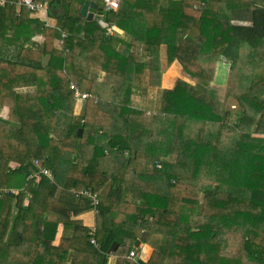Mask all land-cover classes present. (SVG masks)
Returning a JSON list of instances; mask_svg holds the SVG:
<instances>
[{
  "label": "trees",
  "instance_id": "1",
  "mask_svg": "<svg viewBox=\"0 0 264 264\" xmlns=\"http://www.w3.org/2000/svg\"><path fill=\"white\" fill-rule=\"evenodd\" d=\"M39 1L54 27L16 0L0 5V264H264V0H120L115 11L95 0L102 14L91 20L87 0ZM69 52L88 53V66ZM201 54L228 62L227 83L204 75ZM249 57L260 66L240 90ZM167 69L180 74L163 88ZM107 74L124 79L114 100L75 96L72 83L90 92ZM230 98L259 117L219 114ZM106 156L117 170L99 167ZM34 160L53 180L36 176ZM86 189L98 213L72 193ZM137 239L152 249L146 260L129 256Z\"/></svg>",
  "mask_w": 264,
  "mask_h": 264
},
{
  "label": "rangeland",
  "instance_id": "2",
  "mask_svg": "<svg viewBox=\"0 0 264 264\" xmlns=\"http://www.w3.org/2000/svg\"><path fill=\"white\" fill-rule=\"evenodd\" d=\"M256 20H257V27H260V26H264V13L263 12H260L258 11L257 14H256ZM133 34V33H132ZM36 37H39V35H35ZM136 38H138V35L137 33L135 34ZM139 43H142L145 41V36L143 39L139 38L138 39ZM4 43V38H3V32L0 30V46ZM60 45V44H59ZM123 53L125 55H127L129 53V50H125L123 49ZM210 55H214V54H210ZM66 57V56H65ZM72 55H68L66 57L67 60L71 61L72 63H76L75 61H73L71 59ZM83 60H85L84 57H81ZM247 61V64L244 66V71L245 73L243 74V76L241 77L240 81H239V87H240V90H242L244 88V86L246 84H248V81L250 80V74H251V68L253 66V68H256L257 66H260V63L258 62H255L254 59H251L250 57L248 59H245ZM4 64H0V66H3ZM219 65V64H218ZM218 68V66H217ZM177 73L180 74V71L179 70H175V69H170L166 71L165 73V78H164V81H163V88H166V87H169L171 86L176 78H177ZM113 75V74H112ZM116 77H118L119 75H115ZM121 77V76H120ZM227 82H228V79H227ZM226 82V83H227ZM95 84L93 85L92 87V90L90 92H88L90 95H92L94 97V99H103L104 100H114L115 97L117 96V93H118V88L120 87H116V85H113L112 87H108L106 86L105 83L107 82H98V81H95L94 82ZM120 86V85H119ZM163 88L161 89H157L154 91V93L152 94V98H151V102H153L154 104H156L157 106L160 105L161 103V100H162V91H163ZM99 91V93H98ZM100 92H104L103 94H101ZM101 94V95H100ZM114 94H115V97H114ZM101 96V97H100ZM82 101H85V100H82ZM227 103V102H226ZM247 113V112H246ZM223 114V113H222ZM235 116V112H230V118H232V116ZM232 121V119H231ZM172 144V143H171ZM84 146V145H83ZM170 149H171V146H170ZM176 153V152H175ZM83 155V159L85 158H90L92 156V154L89 156L87 155V152H83L82 153ZM173 155V154H171ZM110 162L111 164H113L114 168H111L110 171H114V170H117L118 168V165L116 164V162L113 160V159H108V161H106V163ZM80 163V162H79ZM104 166H106L104 160L100 161L99 162V167L100 168H104ZM117 166V167H116ZM112 167V166H111ZM207 169V167H205ZM105 169V168H104ZM198 181V180H197ZM197 181H189V180H185L184 179V182L185 183H188V184H194L196 185L197 184ZM21 226L18 224L16 227H15V230H14V234H13V239H20L21 237ZM18 233V234H17ZM151 247L149 246H145L141 249V252H142V258L143 259H148V257L150 256V253H151Z\"/></svg>",
  "mask_w": 264,
  "mask_h": 264
},
{
  "label": "built area",
  "instance_id": "3",
  "mask_svg": "<svg viewBox=\"0 0 264 264\" xmlns=\"http://www.w3.org/2000/svg\"><path fill=\"white\" fill-rule=\"evenodd\" d=\"M119 1L120 0H104L105 10H108V11L117 10L118 5H119ZM5 3H6V0H0V5H5ZM13 3L14 2H12L11 5H13ZM16 4L17 5H25L31 11H34V12H44L47 16L45 26H50V27L55 26V24L50 22L51 11H50V7L48 5L42 4L39 0H16ZM116 30L117 29H116L115 25L113 23H110L106 28V33L108 36H111L115 33ZM66 36H67V34L63 33V36H62L63 39ZM43 41H44V37H42L40 39V42H43ZM61 43H63V40L59 41V44H61ZM71 88L75 91V96L78 99L88 100V99L94 98L88 92L81 91L74 83L71 84ZM34 164L39 169L36 176H46V177L50 178L51 180H53L54 175H53L52 171L50 169L46 168L45 166H43L41 161L34 160ZM72 193L75 196L80 195V194L86 195L90 199L91 205L94 207V212L95 213L99 212V209H98L99 198H98V194L95 191H93L92 189H86L82 192H77V191L73 190ZM96 231H97L96 226H93L90 230V235L92 236L91 243L95 247H99L100 246L99 241L95 238ZM129 256L131 259H133L135 261L143 260L142 253L138 252L137 250L131 251Z\"/></svg>",
  "mask_w": 264,
  "mask_h": 264
},
{
  "label": "crops",
  "instance_id": "4",
  "mask_svg": "<svg viewBox=\"0 0 264 264\" xmlns=\"http://www.w3.org/2000/svg\"><path fill=\"white\" fill-rule=\"evenodd\" d=\"M93 1H95V0H93ZM97 14H99L98 12H96ZM96 13H95V15H96ZM94 15V16H95ZM93 16V17H94ZM50 22H52L53 24H55L56 25V19L55 18H53L52 17V15H51V17H50ZM134 24V23H133ZM137 25H139V26H135V32L137 33V35H138V39L139 38H141V39H143L144 38V36H145V32H144V34H143V32H142V30L141 29H143V27H144V25H142V24H140V23H138L137 22ZM143 26V27H142ZM132 29V28H131ZM121 32V31H120ZM141 36V37H140ZM42 37H44L43 35L42 36H40L39 35V38L41 39ZM40 39H39V42H40ZM125 50H129L130 51V49L129 48H125ZM68 55H72V57H71V59L73 60V61H75L76 63H74V64H76V65H79V66H88V62H89V54L88 53H76V52H74V53H71V52H69V53H66V57L68 56ZM218 56V55H217ZM81 57H84L85 58V60H83ZM199 62H200V64H201V66H202V68H203V72H204V70H205V66L207 65V63H205V62H203V61H201V58L199 57ZM219 64V65H218ZM217 66H218V68H217ZM167 71V70H166ZM228 71H229V65H228V62H226V61H224L220 56H218V62H217V64H216V66H215V68L213 69V80H220V81H222V82H227V79H228V81H229V78H228ZM230 75V74H229ZM103 82H107V83H105L106 84V86H108V87H112L113 85H116V87H122L123 86V83H124V79L122 78V77H120V76H118V77H116L115 76V74H107L106 76H105V79H104V81ZM120 85V86H119ZM238 85H239V83H238ZM98 93H99V91H98ZM101 94H103L104 92H100ZM100 94V95H101ZM104 95V94H103ZM101 97V96H100ZM104 99V98H103ZM238 102H240V104L241 103H243L245 106H249L250 108H252L253 110H255L256 112H258L256 109H254L253 107H251L250 105H248V104H246V103H244L243 101H241L240 99L239 100H237ZM225 104V109H226V103H224ZM241 106L243 107V105L241 104ZM244 108V107H243ZM244 113H246V110H245V108H244ZM219 114H221V113H219ZM246 114H248V113H246ZM222 115V114H221ZM248 115H251V114H248ZM251 116H253V117H255V118H258L259 117V112H258V114L256 115V116H254V115H251ZM175 142V140H173L172 141V144H171V148H172V145H173V143ZM178 147H179V141H178V146H177V148H176V152L178 151ZM83 152H87V155H91L92 153H93V147L90 145V144H85L84 146H82V148H81V152H80V158H79V162H80V164H82V165H86L87 163H88V161H89V159L91 158H85V159H83V155H82V153ZM108 159H111L109 156H106V158L104 159V162H105V164H106V166H104V167H106L108 170H110L111 168H114V166H113V164H111L110 162H108V163H106V161H108ZM112 166V167H111ZM117 167V166H116ZM56 191V189H54V192ZM146 245H142V243H141V245H140V250H137L138 252H141V249L143 248V247H145ZM142 253V252H141ZM151 254V253H150ZM108 259L109 260H111V259H114V255H109L108 256ZM143 260H146V259H143ZM185 264H188V261L187 262H185Z\"/></svg>",
  "mask_w": 264,
  "mask_h": 264
},
{
  "label": "bare ground",
  "instance_id": "5",
  "mask_svg": "<svg viewBox=\"0 0 264 264\" xmlns=\"http://www.w3.org/2000/svg\"><path fill=\"white\" fill-rule=\"evenodd\" d=\"M135 26H139V25H137V22H132L131 31L134 34H136ZM141 30H142V32L144 34L145 26ZM200 58H201V61L207 63V65L205 66V70L203 72L204 75L208 76V77H213V69L215 68V66H216V64L218 62V56L217 55H210V54H201ZM241 104L243 105V107L245 108V110H246V112L248 114H251V115H254V116H256L258 114V112H256L255 110H253L249 106H245L243 103H241ZM241 104L236 99L230 98L228 100V102L226 103V109H225V104L222 103V104H217L216 107H215V110L218 113H221V114L223 113L222 115H224V116H226L227 111L235 112V115H236V114H239L240 112L244 111V108L241 106ZM231 119H232V122H237L238 121V118H236V116H234V115L232 116ZM174 140H175V142L173 143L172 148H171V153L172 154H174L176 152V148L178 146V141H179L177 138H175Z\"/></svg>",
  "mask_w": 264,
  "mask_h": 264
},
{
  "label": "water",
  "instance_id": "6",
  "mask_svg": "<svg viewBox=\"0 0 264 264\" xmlns=\"http://www.w3.org/2000/svg\"><path fill=\"white\" fill-rule=\"evenodd\" d=\"M98 12L100 14H102V9H100L98 7V4L93 1V0H87L85 1L82 9H81V13L83 16H85L88 20H91L93 18V16L95 15V13ZM227 116L229 115V112L227 111ZM82 134V131L80 130L79 131V135ZM140 245H141V241L139 239H137V241L135 242V247L137 249L140 248ZM117 247H118V243L117 242H114L110 249H109V254L113 255L114 252L117 250Z\"/></svg>",
  "mask_w": 264,
  "mask_h": 264
}]
</instances>
